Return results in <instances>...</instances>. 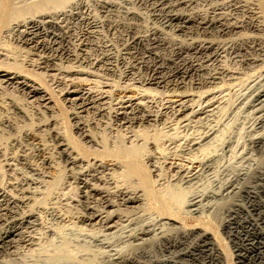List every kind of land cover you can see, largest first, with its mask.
Instances as JSON below:
<instances>
[{
  "label": "rangeland",
  "instance_id": "374dc122",
  "mask_svg": "<svg viewBox=\"0 0 264 264\" xmlns=\"http://www.w3.org/2000/svg\"><path fill=\"white\" fill-rule=\"evenodd\" d=\"M41 1L29 0L28 3L36 4ZM100 2L101 0L99 2L88 0V9L83 12L87 20H80L84 17L83 14L80 19L77 16L76 18L66 17L63 33H65L64 37L67 41L65 44L68 46L71 57L51 52L50 55L56 56L54 59L56 65L52 70L45 71L40 68L38 56L29 51L32 45L28 46L20 42L16 29L3 38L2 44L9 51L6 62L42 73L40 78H43L42 80L46 82L53 94L50 98L51 95L46 91L32 93L28 87L13 79L14 75H9L8 78L0 75V189L3 191L5 189L9 196L17 199L20 210L26 211L31 208L37 210L36 216L31 218L33 223L29 227L27 239L20 242L18 246L25 252L42 248L46 250L50 248L51 240L62 228L74 226L76 220L66 216L73 215L82 205L75 200L76 197L67 199L72 193L69 192V188L63 189L65 185L73 183L63 167L65 160L75 159L76 164L72 167L76 171L87 170L89 160L91 162L93 160L91 158L100 152L105 154L120 147L135 149L138 146H144L142 136L146 135L145 137L149 138L151 136L155 140L170 135L189 137V135L203 134L213 128L217 137L215 142L212 140L211 143L214 142V146L221 149L218 151L219 161L215 164L216 168L211 169L215 172L209 170L201 176L200 184H202L198 188H220L239 173L238 168L241 169L240 173L249 168L251 169L249 180H241L238 185L240 189L242 188L241 191L229 198L226 196L206 204L203 213L196 215L192 212H184L186 193L183 189L171 186L165 178L169 169L163 165L161 173L164 175L160 176L157 182L155 195L141 202L140 207L130 213L128 218L129 220L133 218L146 220L157 217L166 209L173 211L176 214L175 218L183 221L186 227L189 226L187 228L198 225L209 229L213 238L221 240V246L226 253L223 256V264H234L236 248L234 242L228 237L223 223L229 217L227 210L230 206L234 203L247 205L245 190L248 186L257 188L259 193L253 194L255 195V202H253L256 206L253 217L259 221L262 220L259 223L264 227V179H262L264 178L262 173L264 172V147L260 149L249 147L251 135L260 132L263 127H257L259 126L257 117L260 115L256 112L257 109L254 111V107L247 106L243 100L248 83L264 72V0H194L190 6L181 9L182 12L184 10L187 14L200 12L205 22L209 20L214 24L200 26L199 22H190L179 33L170 31L169 27H164L155 19L151 13L152 0H109L111 5L108 7L102 6ZM130 8L137 12L136 17L128 16L126 11ZM222 23L225 25L222 26ZM155 26L163 27L162 29L168 32L165 36L179 34L178 38L184 42L193 40L201 41V43H205L202 40L213 42V44L205 43L212 46L207 50L206 59L196 61V69L179 78L184 86L183 96L173 92L170 89L172 86L169 89L167 86L164 87L165 83L158 86L155 82L151 84L145 82V78L149 77V71L141 62L144 54L130 45V29L134 28L136 33L145 34ZM83 31H87L86 36H88L84 51L79 49ZM162 52L168 51L162 50ZM68 70H71L70 74ZM167 80L168 85L172 84L170 83L172 80L170 82L169 79ZM159 81H161L160 78ZM30 84L41 88L38 84ZM68 91L73 94L72 98L76 99L74 102L76 105L66 100ZM183 101L193 105L195 110L204 108L208 112L205 110L206 112L199 115L192 114L189 108L185 112L186 116L183 117V114L178 111L182 110ZM131 105L141 110L139 115H148L149 120L128 122V119L134 116ZM210 110L211 113H209ZM50 121L53 122L51 129L70 134L72 137L69 136V138H72L73 142L67 138L62 140L64 144L60 143L56 146V141L50 137V130L39 126ZM78 122H83L82 124L85 125L84 134L75 128ZM8 123L11 127H7ZM130 130L133 132L129 135L135 134L136 139L132 143L123 138ZM168 133L170 134L167 135ZM228 139L232 140L234 145L232 148H225ZM22 140L28 144L26 152H23ZM214 146L211 145L210 149ZM44 147H47L44 155H37ZM76 149L79 151L82 149L80 153L83 155L84 151L86 152L84 155L86 161L76 159L79 152ZM21 153H24L23 158H20ZM240 154L243 156L241 157ZM243 159L246 161L243 162ZM169 161L181 162L177 159ZM113 164L109 162L108 166L102 170L100 180L91 181L92 185L96 183V186L113 191L118 185L123 184L125 179L123 170L114 167ZM142 172L145 173V170ZM52 208L54 209L51 210ZM115 208L110 207L109 210ZM91 223L88 222L87 225L79 223V226L82 225L84 228L86 226V229L91 230L99 227L97 219ZM125 223L118 221L115 224ZM50 229H54L55 232H50ZM177 230L172 232H175L177 237H181L183 231ZM244 236L242 232L241 238ZM249 236L253 245L250 244L244 250L249 255L245 263L264 264V234L252 232ZM187 242L176 248L177 251L179 250V258H177L179 262L213 263L208 248H204L202 252L195 250L194 255L188 254L189 252L181 253L180 249L183 247L193 250L189 245L191 243ZM156 249L155 257L161 256L162 253ZM252 256L254 257L251 258ZM146 258L142 257L141 260L148 264L150 261ZM155 264L163 263L156 261Z\"/></svg>",
  "mask_w": 264,
  "mask_h": 264
},
{
  "label": "bare ground",
  "instance_id": "6f19581e",
  "mask_svg": "<svg viewBox=\"0 0 264 264\" xmlns=\"http://www.w3.org/2000/svg\"><path fill=\"white\" fill-rule=\"evenodd\" d=\"M28 1L29 0H0V75L6 78H8L9 75H14L13 79L18 80L21 85L28 87L32 93L37 94L41 91H46L51 95L52 91L50 92L48 85L42 80L43 78H40L42 73H38L34 69L31 70L24 66H15V64L6 62L9 51L8 48L4 47V44H2L3 38L7 33L13 32V30L16 29L20 37V42L28 46L32 45L29 51H31V54L38 56V65L40 68L45 71L52 70L56 65L54 60L56 56L50 55L51 52H58L61 56L65 55L64 57H71L68 46L65 44V33H63L65 32V25L63 24L67 21L66 17L73 16L76 18L77 16V18L80 19L83 12L88 9L89 4L88 0H42L40 3L36 4H32L31 2L28 3ZM152 1V15L161 25L169 27L171 29L170 31H174V33L182 31L186 24L190 22H199L200 26H209L213 23L209 20L205 22V18L201 17L200 12L191 14L184 13L185 10L182 12L181 9L190 6L194 0ZM100 4L104 7L111 5L109 0H101ZM126 12L128 16H137V12L131 8ZM87 19L88 18L84 15L80 20ZM223 25H225V23H222V26ZM162 28L155 26L150 28L145 34L136 33L133 30L134 28L130 29V45L133 48H137L140 53L142 51L144 54V56L141 55V62L144 64V68L149 71V77L147 79L145 78V82L150 84L155 82V85L158 86L165 83L164 87L167 86V89H169L172 86L170 89L173 90V92L183 96L184 86L179 78H182L185 73L195 70L197 65L195 63L196 61L206 59L208 56L207 50L211 49L212 46L205 45V43L210 42V44H213V42L206 40H202L203 42L205 41V43H201V41L197 40L184 42L178 38L179 34L172 35L169 33L170 37L165 36V33L168 32H165ZM86 34L87 31L80 37V39L82 38V42L80 41L81 45L79 49L82 51H84L88 37ZM162 50L168 52H162ZM80 54L81 53H79V55ZM68 72V74H70L71 70H68ZM162 74L164 75L162 76ZM159 78L161 81H159ZM167 79H169V82L172 80V82H170L172 84L168 85V82H166ZM30 83L38 84L41 88H37L36 85H31ZM77 91L80 92L81 90ZM244 94V96L243 94L241 95L244 97V103L249 107H254V111L257 109L256 112L260 114L258 115L259 117H257V125H259L257 127H263V131L261 130L258 133L254 132L255 134L251 135L249 147L250 149H260L264 147V72L248 83V88ZM52 95L50 98L53 97ZM72 96L73 94L68 91L66 100L75 104L74 102H76V99H73ZM131 107L134 116L128 119V122L132 120L146 122L149 120L148 115H139L141 113L139 108H133V105H131ZM181 108L182 110L179 109L178 111H180V114H183V117L186 116L185 112L189 108H191L192 114L199 115V113L207 111L204 108L195 110L193 105H188L184 101L181 103ZM209 113H211V110ZM82 123H76L75 128L78 129L80 133L84 134L85 125ZM52 125L53 122L50 121L39 126H43L50 130V137L56 141V146L60 143L64 144L65 142L62 140L69 138L71 135L51 129ZM7 127H11V125L8 123ZM132 132L131 130L128 131L123 137L131 143L136 141L135 134L129 135V133ZM215 132L216 131H213L212 128V130L205 133L202 132L203 134L200 135H195L196 133L194 134L195 136L189 135V137L170 135L159 140H155V138H151V136L150 138L145 137V135L141 138L144 140V146H138L135 149H121L120 147L114 149L110 153L101 154L100 152V154H96L91 158L93 159L91 162L88 159L87 170L82 169L76 171L72 167L76 164L74 161L75 159L70 158L65 160V165L63 167L66 169L65 171H67L69 178L73 180V183L66 186L64 182L65 187L63 189L69 188V192H71L72 195L67 197V199L76 197L75 200L80 202L82 207L76 209L77 211L73 215L70 214L66 216V218L73 217L76 220L74 221V226L62 228L55 238L51 240L49 245L50 248L48 247L46 250L42 248L35 251L33 250L32 252H25V250H22V248L18 246L20 242L27 239L29 227L33 223L31 222V218L36 216L37 210L35 211L34 208L26 211L20 210L18 208L17 199L9 196L5 189L4 191L0 189V264H147L141 260L142 257H147V260L149 258L150 262L148 264H155L156 261L163 264H187L181 260L182 263L178 261L179 250H176L178 246L185 244L187 241L191 243L189 245H191L193 250L183 247L180 249L181 253L187 254V252H189L188 254L194 255L195 250L202 252L204 248H208L209 256L213 260L212 264H223V256L226 255V253L221 246V240L213 238L212 232L207 228L198 225L196 227L190 226L192 228H187L189 226L186 227V225L182 223L183 221L181 222L179 219L175 218V212L167 210L166 207L165 209L167 211L165 210L163 213L158 214L157 217L146 220H138V218L129 220L128 218L131 215L130 213L140 207L141 202L155 195L157 182L160 180V176L164 175L161 173L163 165L169 169V173L165 178L171 186L181 190L183 189L186 193L184 212H192L197 215L201 212L203 213V210L206 209V204L215 202L226 196L229 198V196H234L236 193L238 194L242 189L238 186L240 185V181L249 180V175L251 174V169L249 168L243 173H240L241 169L238 168L240 170H238L239 173L235 174V176L233 175V179L225 182L220 188H198L202 184H200L201 176L213 169L216 162L219 161L218 156H220V154H218V151L221 149L214 146L217 137ZM169 134L170 133L167 135ZM70 140L73 142L72 138ZM212 140H214L213 143H211ZM210 143L214 146L211 148L212 150L210 149ZM222 144L221 148L224 147H222ZM21 145L22 149H24L23 152H26L28 144L22 140ZM232 146H234L232 140L228 139L225 143V148H232ZM46 148H42L37 155H44ZM78 148H80V146ZM76 150L77 152L79 151L78 149ZM80 151L82 152V149H80ZM80 151L76 159L86 161L84 156L86 152L83 150L85 153L83 155ZM230 151L232 152V150ZM252 154H254V152H252ZM20 156V158H23L24 153H21ZM251 157L253 156L251 155ZM170 159H177L181 162H170ZM245 159H243V162ZM229 161L231 162V160ZM109 162L114 163V167L122 169L125 175L124 183L118 185L113 191L96 186V183L94 186L91 183V181L100 180V174L102 170L108 166ZM188 164L190 165L188 166ZM195 164L197 165L194 166ZM142 170H145V173L142 172ZM158 171H160V174H158ZM262 173L264 174V172ZM254 181L257 182L256 180ZM251 185L253 186V184ZM245 193L248 199L247 205L245 203H234L230 208L228 206L227 215L229 217L223 223L228 237L234 242V247L236 248L234 264H246L245 259H248L249 255L247 252H244V250L250 244L253 245L250 239L251 237L249 236L250 233L264 234V227L260 226L259 223L262 220L259 221L253 217V213L256 210L254 203L255 195L253 194H259L257 188L248 186ZM37 205L39 206V204ZM110 207L116 208L114 210H109ZM35 208L37 209L38 207ZM53 209L54 208L51 210ZM55 219L57 220V218ZM96 219L99 225L96 229L91 230L90 228L86 229V226L85 228L82 225L79 226V223L87 225L88 222L91 223ZM118 221H124L126 223L116 225L115 223ZM175 229L183 231L182 235L180 234L181 237H177V235L174 234L175 232H172L175 231ZM50 232L53 233L55 230L50 229ZM242 232L245 234L244 238H241ZM245 241H250V243H245ZM155 248L162 253L161 256L155 257ZM253 257L254 256L251 258Z\"/></svg>",
  "mask_w": 264,
  "mask_h": 264
}]
</instances>
